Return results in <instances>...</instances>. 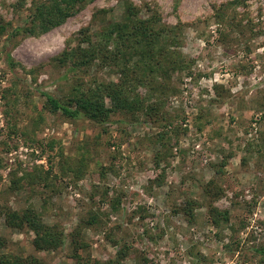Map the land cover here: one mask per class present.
Here are the masks:
<instances>
[{"label":"rangeland","instance_id":"obj_1","mask_svg":"<svg viewBox=\"0 0 264 264\" xmlns=\"http://www.w3.org/2000/svg\"><path fill=\"white\" fill-rule=\"evenodd\" d=\"M39 1L0 0V205L34 206L69 237L39 252L33 231L2 218L7 246L0 253L78 264L72 239L80 238L86 260L112 259L130 245L124 264H264L253 249H264V0H92L48 32L15 33ZM128 2L141 17L157 13L178 26L177 43L157 62L170 55L181 68L138 88L149 113L111 114L124 123L51 112L41 92L64 98L74 82L62 78L56 56L79 43L83 28L100 38L105 25L123 19ZM160 40L157 48L166 45ZM117 72L91 69L105 82L117 81ZM83 151L85 172L63 175L61 166L78 165ZM38 164L53 165L56 187H13L15 172ZM116 196L123 203L115 212Z\"/></svg>","mask_w":264,"mask_h":264},{"label":"trees","instance_id":"obj_2","mask_svg":"<svg viewBox=\"0 0 264 264\" xmlns=\"http://www.w3.org/2000/svg\"><path fill=\"white\" fill-rule=\"evenodd\" d=\"M92 0H41L34 4L27 22L24 26L14 30L15 33L25 35H40L56 28L67 21L68 18L82 11ZM140 9L132 2L126 4L123 19L118 22L105 25L93 40L89 34V28H83L80 32L79 43L76 46H68L54 59L55 65L65 69L62 78L73 80L71 93L64 98L56 97L49 92L42 91L45 97V107L51 112H60L70 120L86 119L98 124L124 123L123 120H111V114L115 112L132 113L150 112L146 105V97L138 92L140 86L153 88V79L157 75L167 77L171 70L181 68L183 61H178L167 56L166 64L158 67L157 58L163 56L165 49H170L176 42L178 26H169L162 22L157 13L147 17H141ZM166 41V45L157 48L159 39ZM160 40V41H161ZM111 48H110V46ZM7 59L11 62L12 56L7 52ZM164 60V57H161ZM97 64L100 69L115 67L118 70L117 81H101L93 77L91 69ZM183 68V67H182ZM92 77V78H89ZM90 80V81H89ZM109 102H108V101ZM138 120H133L135 123ZM86 154L83 151L79 164L72 166L67 163L61 166V173L67 174L73 171L76 178L85 172L84 162ZM162 156L157 153L155 162L161 164ZM1 166V164H0ZM159 177V175H158ZM1 178V177H0ZM59 175L54 172L53 165L45 168L43 165H35L31 170L25 171L18 177L16 172L12 175L13 187L18 189L26 184H43L45 187L57 186ZM123 201L120 196L111 199L113 211L121 208ZM216 209V208H215ZM218 212V210L216 209ZM210 216L216 224L218 216L211 210ZM221 216L223 213H221ZM0 221L11 228L22 229L28 227L34 232L33 245L36 251H52L63 246L68 233L59 229L56 225L46 223L42 214L34 207L29 206L20 212L0 205ZM91 221L85 222L91 224ZM226 219V218H225ZM227 220V219H226ZM264 224V221H263ZM79 238V237H78ZM75 253L74 259L78 264H124L127 255V247H118L116 256L105 261L85 259L78 254V249L84 246L79 239H72ZM7 239L0 233V249L6 248ZM255 252L264 254V249L253 248ZM0 264H47L37 255H20L15 253H0Z\"/></svg>","mask_w":264,"mask_h":264}]
</instances>
